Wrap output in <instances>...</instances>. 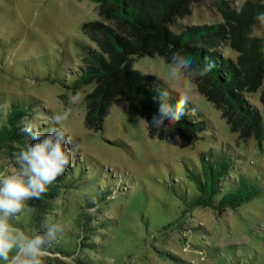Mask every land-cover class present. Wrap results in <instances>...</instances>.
Masks as SVG:
<instances>
[{
    "label": "rangeland",
    "instance_id": "1",
    "mask_svg": "<svg viewBox=\"0 0 264 264\" xmlns=\"http://www.w3.org/2000/svg\"><path fill=\"white\" fill-rule=\"evenodd\" d=\"M210 12L196 6L186 23L221 19ZM98 18L90 0H0V93L37 100L45 115L35 122H51L54 113L70 109L65 127L80 152L77 166L86 171L81 179L78 171L75 182L64 178L59 209L46 217V226L61 221L66 231L44 264H264V139H238L194 83L190 104L209 121V136L185 147L177 137L151 138L142 116L122 97L112 103L102 129L94 131L85 125L83 103L93 84L71 91L41 79L58 81L64 69L83 64L78 43L87 40L81 25ZM221 50L236 55L228 46ZM132 66L155 76L161 87L180 90L169 80L162 57H136ZM31 70L40 72L39 80ZM73 97L78 99L73 102ZM250 102L260 107L257 93ZM228 146L240 156L238 168L257 180L260 193L221 214L191 207L192 183L184 162L198 164L201 153L210 149L217 156ZM16 167L15 157L0 149V173ZM172 182L176 193L168 188ZM188 186L187 200L178 197ZM29 211L13 223L35 235Z\"/></svg>",
    "mask_w": 264,
    "mask_h": 264
},
{
    "label": "trees",
    "instance_id": "2",
    "mask_svg": "<svg viewBox=\"0 0 264 264\" xmlns=\"http://www.w3.org/2000/svg\"><path fill=\"white\" fill-rule=\"evenodd\" d=\"M90 1L95 4L99 18L81 25L87 40L78 43L83 64L75 70L64 69L58 81L41 78L71 91L93 84L83 98L87 128L102 129L103 119L117 97L126 101L129 110L150 122L159 105L155 91L158 80L134 69L132 62L136 57L160 56L169 63L172 53L180 51L197 64L206 60L214 63L213 71L197 77L194 84L220 112L229 130L240 140L264 139V25L255 20L258 12H264V0H244L240 4L234 0ZM196 6L215 11L221 19L186 23ZM222 46L230 47L235 57L222 54ZM38 70L46 71L41 67ZM39 71L28 72L39 80ZM47 71L50 76L51 70ZM254 93L258 94L260 107L250 102ZM169 102L174 106L176 95L173 94ZM43 115L45 110L32 96L0 93V149L15 157L32 143L21 130L29 122L41 131L54 127L48 120L34 121L44 120ZM145 124L149 137L160 140L178 137L183 147L211 132L209 121L197 110L195 115L186 113L184 119L167 132ZM210 151L201 153L198 164L188 166L184 162L186 178L192 183L191 207H209L221 214L226 208H236L260 193L257 180L238 168L236 161L240 156L234 154L230 146L217 156ZM72 152L75 154L72 153L73 163L66 173L42 199L32 201L28 216L35 233H43L46 217L59 209L64 178L75 182L78 171L82 174L80 179L86 174L77 166L80 152ZM175 183L168 184V188L176 193ZM191 193L188 186L178 197L187 200ZM111 194L109 191L108 196Z\"/></svg>",
    "mask_w": 264,
    "mask_h": 264
},
{
    "label": "clouds",
    "instance_id": "3",
    "mask_svg": "<svg viewBox=\"0 0 264 264\" xmlns=\"http://www.w3.org/2000/svg\"><path fill=\"white\" fill-rule=\"evenodd\" d=\"M255 20L264 25V12H258ZM215 65L210 60L199 64L180 51L172 53L168 63V78L178 83L180 90L155 86L158 109L150 123L166 132L173 130L186 113L195 115L191 103V89L197 77H204L213 71ZM176 94L173 106L170 100ZM78 97H73V102ZM71 114L70 109H62L51 117L54 127L41 131L34 123H27L21 129L32 143L15 154L18 166L11 172L0 173V261L3 264H44L50 255L49 249L59 243L66 231L61 221L50 223L43 233L29 235L17 227L13 221L31 208L30 201L42 199L49 188L62 177L73 163L72 151L75 148L72 136L65 127ZM178 139V137L176 138ZM72 146V147H70ZM96 204L95 201H93ZM96 207H99L96 204ZM95 211V208L90 210ZM83 232H81V239Z\"/></svg>",
    "mask_w": 264,
    "mask_h": 264
}]
</instances>
